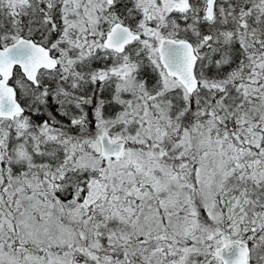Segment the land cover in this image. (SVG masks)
Returning <instances> with one entry per match:
<instances>
[{
    "label": "snow or ice",
    "instance_id": "snow-or-ice-1",
    "mask_svg": "<svg viewBox=\"0 0 264 264\" xmlns=\"http://www.w3.org/2000/svg\"><path fill=\"white\" fill-rule=\"evenodd\" d=\"M0 264H264V0H0Z\"/></svg>",
    "mask_w": 264,
    "mask_h": 264
}]
</instances>
